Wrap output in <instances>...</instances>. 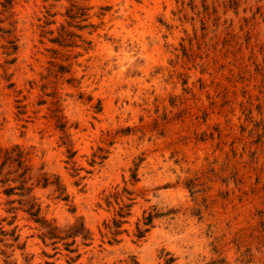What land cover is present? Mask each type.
Wrapping results in <instances>:
<instances>
[{"label":"rangeland","instance_id":"374dc122","mask_svg":"<svg viewBox=\"0 0 264 264\" xmlns=\"http://www.w3.org/2000/svg\"><path fill=\"white\" fill-rule=\"evenodd\" d=\"M0 264H264V0H0Z\"/></svg>","mask_w":264,"mask_h":264}]
</instances>
